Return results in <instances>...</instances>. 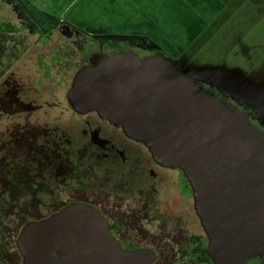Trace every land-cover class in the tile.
<instances>
[{"label": "water", "instance_id": "1", "mask_svg": "<svg viewBox=\"0 0 264 264\" xmlns=\"http://www.w3.org/2000/svg\"><path fill=\"white\" fill-rule=\"evenodd\" d=\"M74 75L69 105L96 112L142 143L158 164L179 168L215 264H264V133L184 78L161 54L94 53ZM16 245L22 264H151L146 251L126 252L99 210L73 202L27 223Z\"/></svg>", "mask_w": 264, "mask_h": 264}, {"label": "rangeland", "instance_id": "2", "mask_svg": "<svg viewBox=\"0 0 264 264\" xmlns=\"http://www.w3.org/2000/svg\"><path fill=\"white\" fill-rule=\"evenodd\" d=\"M1 3L0 28L5 29L8 21H17L19 31L10 35L0 29V229L14 222L9 227L7 247L17 257L13 260L15 256L5 254L3 259L21 264L14 242L21 229L39 215L55 212L70 200L90 206L100 201L105 208L122 209L128 199L144 198L139 195L142 178H155L160 172L173 177L174 172L160 171L146 161L141 164L135 153L147 158L143 145L124 137L121 129L100 119L96 112L80 114L69 105L66 92L84 61H76L70 54L83 45L78 40L80 32L63 29V25L56 29V21L47 17L45 21L50 27L43 33V40L31 41L28 31L31 34L37 27L42 28L40 20L44 17L40 10L23 0L13 10L16 17H11L10 13L5 14ZM260 25L253 30V38L243 40L242 43L247 42L245 46L239 43L232 47L226 41L235 34L227 37L221 44L222 51H226L224 58V52L215 54L217 48H207V52L199 51L200 58H195L201 66H193L184 59L183 64L168 59L180 66L184 78L200 84L246 115L264 133V22ZM60 33L65 36L63 45ZM226 33L227 29L220 31L216 39H223ZM137 35L98 40L110 52L135 45L140 47L143 57L157 51L168 53ZM117 41L118 45H114ZM216 59L219 62L214 66ZM58 85L60 92L55 91ZM97 127L95 136L91 133ZM121 155L127 158L123 166L111 158ZM152 169H156L153 176L149 173Z\"/></svg>", "mask_w": 264, "mask_h": 264}, {"label": "crops", "instance_id": "3", "mask_svg": "<svg viewBox=\"0 0 264 264\" xmlns=\"http://www.w3.org/2000/svg\"><path fill=\"white\" fill-rule=\"evenodd\" d=\"M0 1L3 2L1 8L10 13L11 17H16L13 2ZM24 1L32 8L40 10V16L44 17L40 20L42 28L37 27L32 35L28 31L29 40L38 43L43 40L45 36L43 28L50 27L48 20L45 21L47 17L52 18L50 21H56L54 24L56 29L63 25V29L68 27L71 30H76L75 28L81 30L76 31L80 32L78 40L83 45L70 51L72 58L76 57V61L84 59L98 39L112 37L118 40L139 34L151 41L153 46L165 48L168 53L163 54L176 59L178 64H183L181 59H184L186 63L194 64L193 66H201L196 63L201 57L199 51L207 52V48H217L215 54L224 52L222 54L224 58L226 51H222L221 44L227 37H233L235 34L232 40L226 41L231 43L232 47L239 43L240 46H245L247 42L242 43L243 40L249 38L253 30L257 26L261 27L260 24L264 22V0ZM6 23V28H0L1 31L7 30L10 35H15L19 31L16 28L17 21ZM224 28L227 29V33L223 35L224 37L221 36L223 39H216ZM63 38L65 36L62 37L60 33L59 40L62 45ZM190 50L196 52L190 53ZM196 57L198 58L195 59ZM214 61L216 63L214 66L218 65L219 59Z\"/></svg>", "mask_w": 264, "mask_h": 264}, {"label": "flooded vegetation", "instance_id": "4", "mask_svg": "<svg viewBox=\"0 0 264 264\" xmlns=\"http://www.w3.org/2000/svg\"><path fill=\"white\" fill-rule=\"evenodd\" d=\"M12 2L13 8H16L19 4L23 3V0H12ZM6 13L7 11H5V14ZM75 29L79 30L77 28ZM48 30L49 28L44 29V32ZM114 45H118V41L115 42ZM127 45L128 44H125V46ZM128 46L116 52H110V49H108L102 41H97L96 45L93 48L91 47L89 50L90 52L84 57L81 67L88 63V58L97 52H103L108 56H112L123 50H132L136 52L141 59L145 58L139 54L140 50L138 49H140V47L135 45ZM92 49L94 50L91 51ZM154 53L166 57L159 51ZM60 88L61 86H56L55 91L57 90L56 92H60ZM203 89L211 97L218 99L212 92L205 88ZM218 100L225 107L235 110L234 107L225 101ZM86 131L88 133L90 132V130ZM97 131L98 127L92 130L91 134L96 136ZM122 134L124 135L123 132ZM124 137L126 136L124 135ZM139 144L143 145L142 143ZM145 150L147 152V158L143 157L142 154L139 155V152L135 153V156L141 161V164L145 165L146 162H150L160 171L170 170L174 172L173 177H166L160 172V175L155 176V178H151L150 176L148 180L142 178L141 184L143 188L139 195H142L144 198L142 200L128 199L127 202H125L126 205L122 207V209L118 208L112 210L110 207L105 208L100 204V201L92 205H94L108 221L110 233L114 236L122 249L126 252L139 250L150 252L152 255L151 264H215L207 254L208 237L195 210L193 190L189 181L182 170L158 164L152 159L146 147ZM108 152L109 151H106L105 154H108ZM111 158L117 160L120 166H123L125 164L124 160L127 159L125 155L112 156ZM155 171L156 169H152L151 172L149 170L150 175L153 176ZM73 202L75 201L70 200L64 203L55 212L39 215L35 220L45 219ZM12 223L14 222L11 221L10 223H6L4 228L0 229V264H11L7 261L5 262L6 259H3V255L5 254L6 256H15L13 260L17 257L11 248L7 247L10 231L9 227ZM14 243L17 252H19L16 241ZM20 259L23 260L21 254ZM260 263L261 259L259 257L253 258L247 262V264Z\"/></svg>", "mask_w": 264, "mask_h": 264}]
</instances>
